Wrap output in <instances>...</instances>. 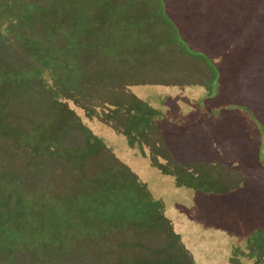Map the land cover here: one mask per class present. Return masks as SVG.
I'll list each match as a JSON object with an SVG mask.
<instances>
[{"label": "trees", "instance_id": "obj_1", "mask_svg": "<svg viewBox=\"0 0 264 264\" xmlns=\"http://www.w3.org/2000/svg\"><path fill=\"white\" fill-rule=\"evenodd\" d=\"M168 1L0 0L5 264H264V10Z\"/></svg>", "mask_w": 264, "mask_h": 264}, {"label": "rangeland", "instance_id": "obj_2", "mask_svg": "<svg viewBox=\"0 0 264 264\" xmlns=\"http://www.w3.org/2000/svg\"><path fill=\"white\" fill-rule=\"evenodd\" d=\"M200 0H193L192 3L193 5H195L194 8V12H192L190 14L191 17L193 18H198V19H202L204 17V15H202L199 11L197 13L196 10H198L200 8V4H199ZM236 1V0H234ZM174 4L175 1L174 0H170L168 1V4ZM221 2V1H219ZM234 4H236V2H234ZM231 3H224L221 2V10L225 11V13L227 14V12H231L234 9H232L230 7ZM257 5H260L262 8V10H264V0H257ZM191 6V4H190ZM175 7L178 9L179 7L177 5H175ZM210 7H207L205 9V12L208 14L209 19H214V16H222L223 14L221 12L217 11H213L212 13L209 11ZM212 9V7H211ZM91 13V10L89 11ZM178 15H180L182 17L183 12H185L184 10H180ZM178 12H176L177 14ZM264 14H261V17L263 18ZM257 17L259 18V14L257 15ZM261 18V19H262ZM207 19V20H209ZM204 26L205 24L201 25V31H199L203 36L205 34V30H204ZM222 28H225L224 26H221L219 28H216L219 30V33H224V31H222ZM237 42H238V36L236 38ZM227 51H224L222 54L224 56L227 55ZM222 60V58H221ZM155 90H151L150 94H154ZM197 90L194 92L196 93ZM195 100V98L190 99V102H193ZM188 102L186 104V106H191L192 104ZM154 103V102H152ZM194 103V102H193ZM156 104V103H154ZM158 105V104H156ZM260 113L261 116H263V121H264V106L260 109ZM264 124V123H263ZM101 130V129H100ZM105 131V129H104ZM103 131V132H104ZM114 144L116 145L119 141H116L115 139L113 140ZM180 196V197H179ZM181 196H183V194L178 195L177 197H179L178 199L181 198ZM187 198V196H183V199ZM170 199H172V197H170ZM167 204H168V200H167ZM167 208V212H172L173 216H177L178 217V222H177V227L175 226L174 229L175 231L180 235V237H182V240L184 242V244L190 249L192 250L195 259L197 260V262L199 264H219L218 261V256L221 254V247H220V241H221V237H220V232L219 230L216 229H204L202 228L200 225H196L195 223H193L192 221H190L185 215V217L183 216V214H181V212H179L175 207L174 204H169ZM183 216V221L180 222V218ZM23 225V218L21 217V221L18 223H12L9 222L8 223V229L9 230H13V227H17V228H22ZM7 233V231L5 232V234ZM4 237V236H2ZM228 241H229V237H225L224 239V243L227 245L225 253L228 250ZM217 242V243H216ZM87 257V254L85 253V258ZM207 257H210L207 260H205ZM0 260H2L0 258ZM2 263L5 264L2 260Z\"/></svg>", "mask_w": 264, "mask_h": 264}]
</instances>
